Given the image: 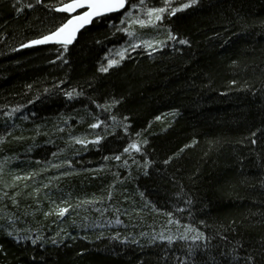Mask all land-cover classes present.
<instances>
[{
  "label": "trees",
  "instance_id": "16d2710c",
  "mask_svg": "<svg viewBox=\"0 0 264 264\" xmlns=\"http://www.w3.org/2000/svg\"><path fill=\"white\" fill-rule=\"evenodd\" d=\"M147 2L159 6L158 0ZM181 2L187 0H174V6ZM28 3L34 0H0V137H6L0 160L10 158L2 179L17 185L3 189L0 183V189L9 197L20 193L17 205L0 199V264H193L189 245L196 242H150L156 234L183 231L168 223L165 212L210 238L206 249L196 250L195 264H236L233 255L264 264V0H198L163 22L188 44L168 41L157 51H130L106 73L99 71L101 64L106 66L109 53L126 37L113 35L100 21L82 30L69 52L61 53L63 60L56 59L58 46L52 44L21 48L54 30L64 15L45 6L59 0H43L32 9ZM137 32L144 40L167 37L165 28ZM73 88L84 95L70 101L61 89ZM113 98L120 102L110 114L130 125L128 133L110 119L100 128L89 127L96 116L109 115L91 101L105 104ZM17 106L5 123L3 113ZM93 133L105 137L98 146L85 150L70 141L71 136L93 139ZM134 139L147 140L141 153L103 159L120 154ZM66 159L73 168L48 163ZM125 159L128 168L121 166ZM144 160L152 161L148 175L140 167ZM64 171L72 174L60 176ZM28 173L38 175L13 181ZM94 197L104 199L70 209L63 222L44 215L50 201L76 204ZM149 201L155 208L145 206ZM8 231L39 233L49 242L43 247L17 242ZM115 233L130 242L111 239ZM52 238L61 242L54 245Z\"/></svg>",
  "mask_w": 264,
  "mask_h": 264
},
{
  "label": "snow or ice",
  "instance_id": "6c2138e0",
  "mask_svg": "<svg viewBox=\"0 0 264 264\" xmlns=\"http://www.w3.org/2000/svg\"><path fill=\"white\" fill-rule=\"evenodd\" d=\"M159 6L156 4L150 5L147 0H59L58 5H45L46 7L54 9L58 13L64 14L62 17V22L55 27L54 30H50L45 34L38 36L37 38L29 40L26 44H21V48L31 47V46H40V45H48L52 44L57 47L58 55L56 59L63 60L64 56L61 53H68L70 46L74 45L78 41V37L82 34V30L86 29L87 26L92 25L94 22L106 21L107 26L114 31L112 32L113 35L116 33H121L127 39L125 40V44L121 45V47L114 51L113 53H109L107 59L106 66L101 64L99 71L102 73H106L109 71L110 68L113 66L119 65L125 58L128 57L130 51H137L139 50H148L151 49L152 51H157L163 49L168 45V41H175L178 44L186 45L189 43L187 39L178 38L176 34H174L170 28L164 25V20L167 17H171L176 15L177 12L183 11L188 9L198 3V0H187V2H181L178 6H174V0H158ZM17 3H20V0H17ZM43 4V0H34V3H28L26 5L27 8L32 9L35 5ZM23 6L18 8V11H22ZM119 13V16L113 18L112 14ZM165 28L167 33V37L165 40H144L140 38L138 35L137 29H144V28ZM151 55V52H149ZM54 63V61H52ZM65 62H67L65 60ZM63 84V81L60 82ZM233 83H235L233 81ZM31 87V85H29ZM48 89H45L47 92ZM63 94L68 100H74L78 97L84 95L83 90H77L73 88L72 90H64ZM39 99V97H37ZM33 101H29L32 103ZM92 103L96 104V107L103 108L105 112H108L109 115L104 119L101 120L99 116L95 117L94 123L89 124L91 129H97L101 126L107 124V120H111L113 122L112 126L115 127H122L125 133H128L130 128L129 124H123L121 121L117 120L115 115L110 114L111 108L117 104H119V100L112 99L110 102H106L105 104H98L95 101H91ZM20 110V106L12 108L11 111H5L3 115L6 117L5 123L7 121L12 120L15 113ZM27 119V117H24ZM128 117H123V120H127ZM159 119V117H157ZM10 128L16 127L13 123L8 125ZM59 131H63V129H58ZM11 133L9 132L8 135ZM39 135V132H37ZM93 139H88L87 137H77L71 136L70 141L76 144H79L84 148L87 149V145L92 144L93 146H98L100 142L105 138L99 133H93ZM140 133H135L136 137H139ZM254 135V134H253ZM15 139H21V137H15ZM6 137H0V143L5 142ZM255 143V140L252 141ZM142 144H147V140L140 141L138 139H134L131 143H127L125 147H123L122 152L120 154H113L110 156H104V160L113 159L116 161L121 160V156L124 154H130V150H135L136 153L142 152ZM98 150V148H97ZM60 151H63L61 149ZM78 154V152L76 153ZM58 153H52L53 157H56ZM9 157H4L3 160H0V183L3 184V189L14 188L17 185L15 183L9 184L3 181V173L5 167L7 166ZM138 163V161H135ZM52 168L59 169L64 167L65 165L67 168H73L72 160L66 159L61 161L60 163L51 164L48 162ZM165 164L168 161H164ZM152 164L151 160H144L143 164L140 165L141 169L143 170L144 175H148L147 169ZM124 168H128V160H123L121 165ZM103 165L100 166V170L103 169ZM96 171V170H92ZM71 171H64L60 173V176H67L71 175ZM33 175H38V173H28L26 176L15 175L13 176V181L18 182L21 179H30ZM115 175L119 177V172H116ZM55 179H59V177H55ZM49 185L44 184L43 187L47 188ZM27 187V185H25ZM114 187V185L112 186ZM0 189V199L8 198L11 200L13 205H17L18 201L16 197L20 194L19 192H14L10 197L7 191ZM35 193H39L40 189L37 188L34 190ZM31 195V194H30ZM47 195V194H46ZM141 196L144 193H140ZM104 197H94L93 199H84L79 200L76 204H71L68 200H61L59 205L56 204L55 201H50L52 207L49 208L48 211L44 212V215L47 217L49 215L55 214L57 219L63 222L62 218L65 214H70L69 210L81 207L82 205H94L98 202H101ZM107 199H112V192H108ZM39 203V202H38ZM191 200L187 201L188 205H191ZM63 205V206H61ZM146 207L151 206L155 208V205H152L149 201ZM96 211H101V209L97 208ZM106 211V209H105ZM159 211V210H157ZM179 211H184V209H179ZM165 215L169 217V224H176L178 227H182V232H177L176 234H168L165 235L164 233L156 234L150 237V242L155 243L156 240L160 241H167L168 244H173L176 241H192L196 242L189 245V252L193 254V264H195V253L197 249H206L208 247L209 237L206 236L205 232L201 231L199 227H197L193 223H189L186 225H182L180 219H176L173 216L172 212H165ZM189 216H191V212L189 211ZM117 223H123V221L117 220ZM200 224H204V221H199ZM73 224L75 221L73 220ZM63 231V230H61ZM171 233V230H168ZM8 236L13 237L17 242L22 241H30L32 245H39L43 247V245L49 242L48 238L44 237L43 235L37 233L35 236L27 235V236H20L19 234H15L14 231H8ZM57 236H60V233H56ZM68 233H65V237H67ZM141 236H148V233H140ZM99 238V237H98ZM111 239L120 240L121 243H129V237L125 236L121 238L119 233H115ZM52 244H57L61 241H58L55 238L50 240ZM132 243L139 244L140 241L136 240L135 238L131 239ZM233 260L236 261V264H255L254 258L252 256H244L240 260H237L236 257L233 255ZM35 259V258H33Z\"/></svg>",
  "mask_w": 264,
  "mask_h": 264
},
{
  "label": "water",
  "instance_id": "95a60500",
  "mask_svg": "<svg viewBox=\"0 0 264 264\" xmlns=\"http://www.w3.org/2000/svg\"><path fill=\"white\" fill-rule=\"evenodd\" d=\"M87 27H89V26H87ZM87 27H86V28H87Z\"/></svg>",
  "mask_w": 264,
  "mask_h": 264
}]
</instances>
